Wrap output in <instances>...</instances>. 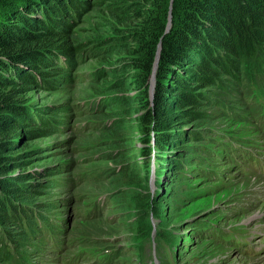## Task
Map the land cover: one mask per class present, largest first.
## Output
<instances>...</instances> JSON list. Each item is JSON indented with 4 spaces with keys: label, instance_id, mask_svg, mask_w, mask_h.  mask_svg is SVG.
<instances>
[{
    "label": "rangeland",
    "instance_id": "1",
    "mask_svg": "<svg viewBox=\"0 0 264 264\" xmlns=\"http://www.w3.org/2000/svg\"><path fill=\"white\" fill-rule=\"evenodd\" d=\"M77 1L84 8L73 17V35L87 51L70 68L51 69L53 86L17 85L29 116L40 118L35 124L47 133L31 135V123H20L18 142L5 152L17 190L11 197L46 221L56 220L61 238L55 250L24 224L4 223L22 264H65L83 245L99 254L80 252L85 259L76 264H102L105 258L109 264H264V169L244 171L242 164L251 160L237 161L230 148L234 138L255 151L257 143L264 154V134L252 118L246 88L231 96L229 110L213 108L212 121L199 128L206 137L188 134L195 124L177 125L162 161L141 165L140 185L127 187L118 171L128 158L141 164L145 147L131 76L138 70H126L129 54L121 40L115 44L122 25L110 8L119 0ZM171 19L170 12L168 25ZM244 71L253 76L259 68L248 64ZM114 95L130 103L120 105ZM224 152L229 158L220 156ZM96 199L105 201L103 209L89 216ZM33 220L36 231L41 224ZM223 227L228 237L244 234L251 246L222 242ZM0 264L12 261L0 252Z\"/></svg>",
    "mask_w": 264,
    "mask_h": 264
},
{
    "label": "trees",
    "instance_id": "2",
    "mask_svg": "<svg viewBox=\"0 0 264 264\" xmlns=\"http://www.w3.org/2000/svg\"><path fill=\"white\" fill-rule=\"evenodd\" d=\"M170 5L171 0H119L110 8L122 25L115 34L119 41L115 44L121 40L123 50L129 54L126 70H138L131 76L139 92L135 110L145 147L139 153L141 164L137 158H128L118 171L120 182L127 187L140 185L141 165L153 158L162 161L161 153L179 131L177 125L195 124L188 134L204 136V129L199 128L212 121L213 108L229 110L231 96L241 94L244 88L252 118L264 134V126L258 121L260 117L264 119V76L258 77L264 71V0H173L172 9ZM83 8L77 0H0V252L12 264H22V257L13 249V238L4 223L14 220L24 224L33 238L50 242L55 250L61 245L56 220L48 217L46 221L37 211L34 219L33 206L11 197L17 190L15 180L8 176L10 156L5 152L18 142L20 123H31V135L47 133L35 124L40 118L29 116L31 110L21 99L24 90L17 85L43 82L53 86L51 69L59 72L70 68L79 53L87 51L86 43L73 35V17L77 18ZM158 53L151 100L150 77ZM248 64L257 65L259 71L253 76L245 75L244 66ZM258 83L261 93L256 88ZM113 99L123 106L130 103L124 95H114ZM230 140L237 161L240 157L251 160L242 164L244 171L248 164L259 165L255 157L249 156L251 148L240 140ZM220 156L229 158L226 152ZM145 179H149L148 174ZM104 203L96 199L87 214L98 215ZM30 220L39 221L40 229H32ZM99 250L83 245L65 264L85 259H81L80 252L87 251L95 257ZM110 260L105 258L102 264Z\"/></svg>",
    "mask_w": 264,
    "mask_h": 264
},
{
    "label": "water",
    "instance_id": "3",
    "mask_svg": "<svg viewBox=\"0 0 264 264\" xmlns=\"http://www.w3.org/2000/svg\"><path fill=\"white\" fill-rule=\"evenodd\" d=\"M172 4H173V0H171V5H170V9H172ZM171 26V23H169L168 25V28H170ZM159 51H160V48H159ZM158 62H159V53L157 55V58H156V63H155V66H154V75H153V80H152V85H151V99H153L154 97V89H155V75H156V71H157V68H158Z\"/></svg>",
    "mask_w": 264,
    "mask_h": 264
},
{
    "label": "bare ground",
    "instance_id": "4",
    "mask_svg": "<svg viewBox=\"0 0 264 264\" xmlns=\"http://www.w3.org/2000/svg\"><path fill=\"white\" fill-rule=\"evenodd\" d=\"M30 263H31V262H30ZM30 263H29V264H30Z\"/></svg>",
    "mask_w": 264,
    "mask_h": 264
}]
</instances>
